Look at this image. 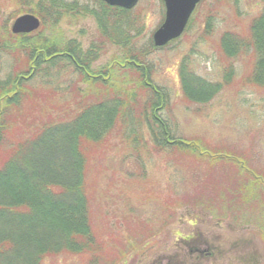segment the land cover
<instances>
[{"label":"rangeland","instance_id":"rangeland-1","mask_svg":"<svg viewBox=\"0 0 264 264\" xmlns=\"http://www.w3.org/2000/svg\"><path fill=\"white\" fill-rule=\"evenodd\" d=\"M57 1L66 9L57 8L54 17L47 18L35 32V41L48 38L62 46L76 41L87 52L103 39L92 14L100 5L96 0ZM41 7L51 13L47 0H0V38L7 41L5 28L11 31L19 16ZM263 11L264 0H205L195 11L188 31L169 45L156 47L150 57L155 67L153 83L170 96V110L163 118L171 123L177 138L195 143L201 140L214 153L235 155L262 173L264 87L253 80L259 58L254 49L229 58L221 41L229 32L246 38L252 22ZM133 17L136 42L144 45L154 41L155 31L163 24L165 5L162 0H140ZM118 58H124V50L106 42L92 70L107 67ZM13 67L12 59L0 55L1 79H6ZM184 67L223 89L208 102L187 100L182 84ZM55 73L49 78L38 74L28 86L36 88L42 112L52 111L59 118L73 97L71 86L77 84V78L69 75L68 69L64 75ZM79 88L86 91L90 87L79 84ZM38 111L34 117L23 113L27 125L36 118L40 124ZM19 122L24 125L23 118ZM149 140L140 143L137 150L126 137L116 134L89 169L92 223L102 253L115 264H264V191L260 201L220 218L207 206L214 204L209 193L214 191L215 179L216 184L221 182L219 175L212 180L208 165L191 158L179 162L173 154L158 152ZM189 238L194 239L184 242ZM191 248L211 254L202 257ZM86 261L82 256L63 254L42 264Z\"/></svg>","mask_w":264,"mask_h":264},{"label":"trees","instance_id":"trees-1","mask_svg":"<svg viewBox=\"0 0 264 264\" xmlns=\"http://www.w3.org/2000/svg\"><path fill=\"white\" fill-rule=\"evenodd\" d=\"M96 1L100 5L92 14L103 39L87 52L76 41L67 46L48 38L35 41L36 33L14 35L8 28V42L0 38V55L14 61L6 79L0 78V264H42L63 254L85 257L86 264H115L102 253L94 231L87 180L95 157L116 134L126 137L137 150L148 138L158 152L173 154L179 162L191 158L208 165L212 180L219 175L221 182L214 180V191L209 193L214 204L207 206L220 218L260 201L264 191V173L249 168L246 161L225 156L223 151L214 153L201 140L177 138L171 123L163 118L170 110V96L152 80L154 42H136L134 10ZM47 3L52 15L42 7L31 13L43 25L57 8L66 9L57 0ZM106 42L122 48L124 58L92 70ZM221 47L229 58L254 49L259 62L253 80L264 87V11L252 22L246 38L225 33ZM66 69L77 84H70L73 97L56 118L52 111L42 112L36 88L28 83L38 74L49 78L54 72L64 75ZM79 84L90 88L83 91ZM182 84L186 99L197 103L210 101L223 89L186 67ZM48 107L55 108L53 104ZM37 111L42 115L40 124L36 118L27 125L23 113L34 117ZM20 118L24 125L18 124Z\"/></svg>","mask_w":264,"mask_h":264},{"label":"water","instance_id":"water-1","mask_svg":"<svg viewBox=\"0 0 264 264\" xmlns=\"http://www.w3.org/2000/svg\"><path fill=\"white\" fill-rule=\"evenodd\" d=\"M107 4L120 7L126 10L134 9L140 0H103ZM203 0H164L166 7L165 21L154 34V43L156 47H164L170 42L180 38L185 32L189 21L195 12L197 6ZM42 25L41 20L32 14H26L13 24L12 32L14 34H30Z\"/></svg>","mask_w":264,"mask_h":264},{"label":"flooded vegetation","instance_id":"flooded-vegetation-1","mask_svg":"<svg viewBox=\"0 0 264 264\" xmlns=\"http://www.w3.org/2000/svg\"><path fill=\"white\" fill-rule=\"evenodd\" d=\"M191 239H194V238H189L188 240H184V242L188 243ZM191 251H192V252L195 251V252H197L198 254L200 253L199 256H202V257H203L205 254L208 253V252L206 253L205 251H202V250H195V249H193V248H191ZM210 254H211V253H208L207 255H210Z\"/></svg>","mask_w":264,"mask_h":264}]
</instances>
